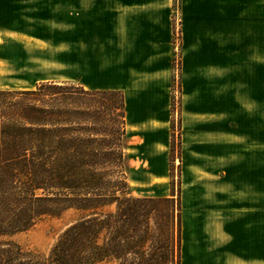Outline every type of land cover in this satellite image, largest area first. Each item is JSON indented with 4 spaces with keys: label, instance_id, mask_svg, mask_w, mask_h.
Masks as SVG:
<instances>
[{
    "label": "crops",
    "instance_id": "0c3cea01",
    "mask_svg": "<svg viewBox=\"0 0 264 264\" xmlns=\"http://www.w3.org/2000/svg\"><path fill=\"white\" fill-rule=\"evenodd\" d=\"M175 12L174 0H0V61L8 76L35 72L0 89L122 92L129 162L167 188ZM180 14L178 182L188 217L203 220L184 225L181 264H264V0H181Z\"/></svg>",
    "mask_w": 264,
    "mask_h": 264
},
{
    "label": "trees",
    "instance_id": "16d2710c",
    "mask_svg": "<svg viewBox=\"0 0 264 264\" xmlns=\"http://www.w3.org/2000/svg\"><path fill=\"white\" fill-rule=\"evenodd\" d=\"M96 95L121 99L122 115H116L108 141L101 128L93 130L87 123L100 120L87 106ZM78 100L84 110L71 109ZM128 145L120 91L87 90L69 81L40 83L32 90L0 89V264L171 263V255L157 254L164 244L178 250L181 264V240L176 243L170 232L173 213L167 233L159 219L156 232L151 225L159 203L173 199L136 198L127 182H103L110 177L107 165L129 164ZM112 206L115 210H108ZM71 211L77 217L58 234L46 258L4 240ZM149 244L155 245L153 255H146Z\"/></svg>",
    "mask_w": 264,
    "mask_h": 264
},
{
    "label": "rangeland",
    "instance_id": "374dc122",
    "mask_svg": "<svg viewBox=\"0 0 264 264\" xmlns=\"http://www.w3.org/2000/svg\"><path fill=\"white\" fill-rule=\"evenodd\" d=\"M174 7H175V16H174V55H173V69H174V83H173V113H172V131H173V138H172V152H171V161L173 162L171 164L170 169V175L172 177L171 185L169 186V182L167 184V188L164 187V182H148V173L149 171L137 169V167H134L132 165V161L129 162V164L121 163L119 164V167H117V163L114 165H107L105 168V172L110 174V177L107 178L103 182H115L116 184L118 182H127L129 185L128 192L131 193V196L136 198H156V196H160L157 198H163V195L170 193L171 195H174V198H172V202H161L159 203V207L155 212L153 213L154 217L151 222V225L154 229V232L157 231V225L156 220L159 219L160 221H157L159 223L162 222L164 229L163 232L167 233L170 230L169 227V215L172 216V213L174 215V226H172V230L170 232H173L174 239H176V243H179V239L181 240L182 244V231L183 227L185 225V229L196 227L199 225H203V220L196 218V217H188V211H187V204L186 202L183 204L180 198V182L179 181V162L178 158H180V152H181V135L179 133L180 126V70H181V23H182V16L180 14V7H181V0H174ZM66 35L67 33H63L62 35ZM3 46H0V56L4 54ZM15 50V49H13ZM0 69L3 74V76L0 75V87L6 88V87H24L25 84L21 82L20 79H31L34 77L35 72H30L29 75L19 74L17 72H20L19 68L16 71V67H13V69L16 72V75L14 76H8L7 74L10 73L11 70L7 69L5 65H3V62L0 61ZM31 70V69H30ZM91 74V73H90ZM7 79H10L12 81H8ZM90 80L88 82V85L93 86L92 81H99L97 78H93L91 75L88 77ZM104 83L109 84V81L106 78L103 80ZM112 83V82H111ZM178 97V98H177ZM107 98V99H105ZM94 100L90 102L88 108L92 109V115L94 114L100 116L99 119H91L89 118L87 120L88 126L92 127L93 130L95 128H101L100 132L102 133L103 137L107 141L110 140L113 137V132L111 131L114 120L116 119V115L121 116L122 112L119 109L120 105V97L115 96L112 97L110 95H96ZM99 102V103H97ZM81 108V110H84V103H80V101H73L71 105V109L74 110L76 108ZM118 118V116H117ZM122 118H118L117 124H121ZM103 131H105L103 133ZM178 132V133H177ZM156 135H150V138H154ZM110 138V139H109ZM131 141H132V135H130ZM129 154H132L134 157V149L135 145L130 144L128 146ZM106 153H108L110 150L109 148H106L104 150ZM132 160V158H131ZM122 164V165H121ZM104 173V171H103ZM79 182V181H78ZM151 183V184H149ZM158 183V184H157ZM113 184V183H112ZM161 186V187H159ZM162 196V197H161ZM191 207H196L195 205H192ZM108 210L114 211L115 206L110 207ZM184 210L183 213H181ZM77 213L75 211H71L65 214V216L61 219H53V218H44L42 219L34 228L31 230H28L26 232L18 233L10 238H4V240H11L12 242L20 245L24 251L26 252H33L37 254V256H40L42 258H46L49 255L50 249L52 245L54 244L55 240L58 237V234L65 228L67 223L71 220L77 217ZM221 221V220H220ZM259 224V222H258ZM264 224V221H263ZM206 225L213 226V225H220L219 222L214 221L213 219H209L206 222ZM180 235V238H179ZM202 239V236H198L195 234H190L188 236V240L185 236V241L190 243H196L200 242L199 239ZM169 245V244H167ZM164 244V250H161L157 254L159 256H170L172 262L168 263L165 259L164 261H161L163 263L159 264H177V254L178 250L171 249L170 247L167 248ZM170 246V245H169ZM175 248V246H174ZM155 251V245L149 244L146 247V255H153ZM172 252V254H171ZM149 260L150 257H147ZM133 261L138 262V259H134ZM158 262V261H157ZM99 264H122L120 260H112L109 262H102Z\"/></svg>",
    "mask_w": 264,
    "mask_h": 264
},
{
    "label": "built area",
    "instance_id": "2783aa9c",
    "mask_svg": "<svg viewBox=\"0 0 264 264\" xmlns=\"http://www.w3.org/2000/svg\"><path fill=\"white\" fill-rule=\"evenodd\" d=\"M178 98V97H177Z\"/></svg>",
    "mask_w": 264,
    "mask_h": 264
}]
</instances>
